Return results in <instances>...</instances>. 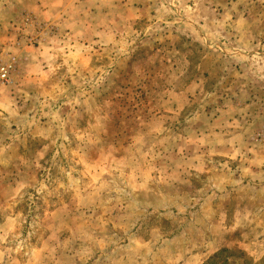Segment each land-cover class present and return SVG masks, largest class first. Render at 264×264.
Returning <instances> with one entry per match:
<instances>
[{"label":"rangeland","instance_id":"obj_1","mask_svg":"<svg viewBox=\"0 0 264 264\" xmlns=\"http://www.w3.org/2000/svg\"><path fill=\"white\" fill-rule=\"evenodd\" d=\"M0 264H264V0H0Z\"/></svg>","mask_w":264,"mask_h":264},{"label":"built area","instance_id":"obj_2","mask_svg":"<svg viewBox=\"0 0 264 264\" xmlns=\"http://www.w3.org/2000/svg\"><path fill=\"white\" fill-rule=\"evenodd\" d=\"M13 67L7 62L0 63V83H9L11 80V72Z\"/></svg>","mask_w":264,"mask_h":264},{"label":"trees","instance_id":"obj_3","mask_svg":"<svg viewBox=\"0 0 264 264\" xmlns=\"http://www.w3.org/2000/svg\"><path fill=\"white\" fill-rule=\"evenodd\" d=\"M227 250L220 251L212 256L205 264H233L229 262V259L226 255H223Z\"/></svg>","mask_w":264,"mask_h":264}]
</instances>
